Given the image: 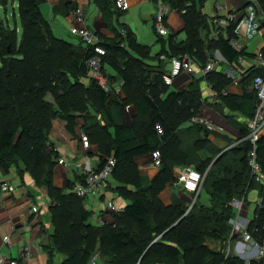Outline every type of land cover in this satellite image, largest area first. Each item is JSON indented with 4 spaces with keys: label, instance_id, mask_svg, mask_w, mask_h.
Here are the masks:
<instances>
[{
    "label": "trees",
    "instance_id": "trees-1",
    "mask_svg": "<svg viewBox=\"0 0 264 264\" xmlns=\"http://www.w3.org/2000/svg\"><path fill=\"white\" fill-rule=\"evenodd\" d=\"M13 1L19 8L23 32L19 39L17 28L0 25L3 61L0 73L5 74H0V87L8 94V98L0 102V110L3 111L0 113V167L9 170L15 166L21 174L28 172L38 186L46 189L53 202L49 210L56 242H66L74 228H79L80 233L85 235L87 245L79 244L73 250L68 258L70 263L86 264L97 242L104 235H109L110 244L102 250V255L107 259L105 264H121L123 253L134 259L139 258L140 264H244L238 257H227L222 249H210L205 241L208 237L229 238L232 228L230 219L236 212L231 200L243 196L247 200L246 196L252 188L259 190L261 204L256 211L264 219V181L258 182L251 175L248 157L253 143L246 138L249 134L248 123L243 124L242 141L225 151L212 165L216 154L208 158L198 155L194 148L185 150L183 147L187 140L185 133L195 129L212 131L198 122H192L189 128H184V125L201 112L205 101L204 82L212 86L222 106L231 104L232 99V107L248 108L243 113L252 118L258 101L253 80L257 75L264 74V67L256 64L246 71L252 89H244L248 100L242 99V102L236 101L232 98L234 95L228 92L232 79L219 65L199 79L194 77L195 73L190 74L192 78L188 86L180 91H170V85L164 81L165 71L161 65L155 70L128 51L134 45L133 34L127 26L120 24L113 38L98 32L105 50L100 55L103 72L110 87L105 90L92 77L88 66V60L95 55L94 48L82 40L81 44L75 45L54 34L50 21L41 10V4L47 0ZM165 1L182 14L186 38L177 41V33L172 31L166 38L159 35L154 27L163 46L157 58L163 60L165 58L162 56L165 55L171 60L172 57L187 54L194 58L197 68L203 69L214 59L208 53L209 49L219 50L229 65L235 66H238L241 57L255 56L232 43L239 39L234 32V22L222 26L215 19L223 16L209 17L204 12L208 0ZM258 2L264 7V0ZM77 9L67 7V14ZM108 10L117 14L122 12L116 8L114 0L108 1ZM260 19L259 13L260 29L264 31V21ZM202 31H207V35L202 36ZM140 48H143L140 55L147 56L149 47ZM107 64L115 69L117 77L108 73ZM219 64L222 67L225 63L220 61ZM25 69L26 76L30 70L37 69L34 76L39 74L40 78L25 82ZM85 78H90L88 84ZM118 78L122 81L120 88L124 92L123 97L115 87ZM47 90L54 93L55 102L43 99L42 95ZM248 92L254 96H248ZM128 106L134 108L136 114H127ZM86 107H94L95 113H75ZM97 116L103 119L99 121ZM79 117L84 120L83 130L88 140L97 144L102 160L98 167L103 166L111 156L116 159L112 180H117V183L114 186L111 180L108 191L112 187L130 201L115 216L113 223H90L93 211L86 207V197H80L73 191L66 192L54 183L58 150L51 141L53 121L62 118L70 126ZM237 121L242 123L243 120L238 118ZM25 138L27 142L34 140H31V149L24 146ZM48 140L49 144L46 143ZM155 150L161 152L162 168L159 175L147 181L139 172L134 158ZM239 150L241 155L234 156ZM257 150L264 180V137L258 141ZM184 165H193L200 172L203 171L205 180L201 190L210 195V203L204 204L200 201L201 190L198 194L191 192L196 200L189 212L187 202L178 196L170 204H165L160 198L167 184L175 181L178 184L175 167ZM80 177L82 180L83 176ZM158 247L162 250H157ZM51 248L50 245L46 246L50 261H53ZM183 252L191 253L193 261L185 262Z\"/></svg>",
    "mask_w": 264,
    "mask_h": 264
},
{
    "label": "crops",
    "instance_id": "crops-1",
    "mask_svg": "<svg viewBox=\"0 0 264 264\" xmlns=\"http://www.w3.org/2000/svg\"><path fill=\"white\" fill-rule=\"evenodd\" d=\"M108 1L112 2V0H69L71 3L69 5L68 0H47L41 4V10L50 21L54 34L75 45L81 44V39L75 33V28L79 23L74 19V15H72L73 12L67 14V7L84 9L88 26L107 38H113L115 36V29L120 27V24H124L132 31L134 38V45L132 48H128V51H130L134 57L141 59L144 65L154 67L155 70H158V67L161 65L165 74L168 73L172 67L171 60L169 58L161 60L156 57L163 46L154 31V17L157 11L155 1L129 0V8L125 11L122 10L120 14L111 13V11L108 10ZM250 1L251 0H229L228 2L226 0H208L203 10L209 17L225 16L229 12L236 11L238 18H240L244 15L246 6ZM173 10L174 9H171L170 12L172 13ZM180 15L182 16L180 12L176 11L174 15L167 16V25L170 32L177 33V41L186 38V31H184L185 21ZM180 19H182L181 23ZM167 35H165L166 38L168 37ZM238 40H241V43L238 42V46L245 48L246 52L249 54L256 55V53L261 51L264 57V31L262 29L254 38V41L247 40L246 38H239ZM156 43L160 46L157 52L154 50ZM252 43L253 48H250ZM145 46H148L150 50L147 56H141L140 52L143 51V48L140 47ZM217 57L221 60L224 59L222 54L221 56L218 54ZM254 57L255 56L245 57L237 63L241 74L238 81L232 80L227 88L228 92L234 95L232 98H235L236 101L237 99L240 102H242V99L248 100L244 94V89L249 90L252 89V87L249 83L246 71L256 65ZM225 66L226 64L222 65V67L219 66V68L224 69ZM107 68L110 74L117 77L115 69L108 64ZM183 75L182 73L174 80L172 85H170V90L180 91L188 86L189 80H186ZM202 75V70L196 68L194 77L199 79ZM152 76L154 77V75ZM185 80V87L180 89ZM121 82V79L118 78L115 82V87L123 97L124 92L120 88ZM174 85L176 88H172ZM203 89L205 101L203 102L201 112L198 116H204L212 121L214 129L211 130L212 132H205L203 130L197 131V129H195L191 133H185V138L188 141L185 140L186 144L183 147L185 150L194 148L197 150L198 155L201 154L208 158L211 156L214 157L216 154V157L210 164L212 165L225 151L231 149L232 142L234 143V141L243 137L242 128L245 127L243 124L249 119L246 116L247 114L243 112L248 108L243 107L242 109H236L232 107V99L231 104L227 103L228 106H222L220 104L221 99L212 95L210 92L212 89L207 82H204ZM247 94L248 96H254V94L251 95L249 92ZM130 108L131 106L126 108V113L133 115L135 112L136 114V111H134L135 109ZM238 118L241 121L243 120L242 123L237 121ZM192 121L187 122L184 128H189L193 124ZM83 125L84 120L80 117L70 126H68L66 120L62 118H56L53 121L51 141L55 149L58 150V157L56 158L57 164L67 169L68 176L71 174L73 175V178H69L68 180V186L66 187L68 189H65L66 192L73 191V187L81 181L80 169L77 166V163H81L80 160H84V163H89L94 167H97L102 162L97 144L94 142L91 143L88 140L84 133ZM262 137H264V130ZM227 146L228 148L225 150ZM216 151L218 152L216 153ZM240 155L241 151L239 150L234 156L238 157ZM62 158L65 160L64 163H60L59 161ZM134 160L139 166V172L147 181L159 175L162 167L153 164V153L138 155ZM186 167L194 166L184 165L175 167V176L177 179L180 171ZM112 182L115 186L117 180L114 179ZM54 183L56 186L62 188L55 178ZM182 190L183 189L177 184V181L170 182L167 184L164 191L160 193V198L165 204H170L173 198L185 195ZM203 192L206 191L201 190V195ZM188 193L191 194V192ZM206 194L209 198L207 202L203 203L209 204L210 195L207 192ZM246 197V204L254 207L256 202L260 199L259 190L257 188H252ZM165 198L167 200H165ZM87 200L89 199L86 198V207ZM103 200L106 203L109 200H114L116 207L118 206L121 209H124L130 202L115 192L112 187L103 199H100L101 203H98V206L94 205L93 201L95 200L91 198L92 206L96 208L97 218L100 222L98 225L113 223L115 221V216L119 213L116 209L106 206L105 202H103L104 204L102 206ZM48 202H51V200L48 197L46 189L38 186L28 172L21 174L15 166L10 167L9 170L0 167V253L7 258L9 264H11V260H18V264H27L29 262L30 264H56L54 263L55 261H50L46 249V222L42 205ZM192 203L187 204L190 207ZM34 206H38L40 210L35 212L33 210ZM91 210L94 213V209ZM246 214L247 211L242 212L240 218H248ZM7 235L11 237V242L9 244L4 242V237ZM24 246L30 247L32 252V257L30 259L22 256V248Z\"/></svg>",
    "mask_w": 264,
    "mask_h": 264
},
{
    "label": "built area",
    "instance_id": "built-area-1",
    "mask_svg": "<svg viewBox=\"0 0 264 264\" xmlns=\"http://www.w3.org/2000/svg\"><path fill=\"white\" fill-rule=\"evenodd\" d=\"M115 6L119 10H127L130 6L129 0H114ZM157 11L154 17V27L157 33L161 36L167 35L170 30L167 25V16L172 9L170 4L165 0H156ZM185 11V10H183ZM259 12H261L260 4L258 0H251L246 6L244 15L238 18L236 11L229 12L222 18L215 19L216 23L222 26H226L230 22L235 23L234 32L239 38H251L260 30ZM74 19L79 23L75 28L76 35L88 46L94 48L95 55L88 60V66L91 70L92 77L98 82V84L105 90H109L108 78L103 72V64L101 60L102 54L105 53L104 48L101 45L102 37L100 34L88 26L86 12L82 8H78L72 13ZM234 45H238V41L233 40ZM162 58H166L165 55ZM243 57L240 58V61ZM220 61H223L226 66L223 71L229 78L234 81H238L241 74L238 66L229 65L226 59L215 58L212 59L202 70L203 74H206L220 66ZM172 67L171 70L164 75V81L168 85H172L174 80L180 76L183 72L188 74H194L197 68V63L193 57L189 55H181L171 58ZM254 62L258 66L264 67V57L262 52L256 53ZM254 89L258 95V101L256 104V111L252 118L247 120L249 126V134L246 138L250 139L253 143V148L249 153V166L251 170L252 178L258 182L263 180V166L259 160L257 143L262 138L264 130V74L257 75L253 80ZM209 87L212 86L209 84ZM227 92L225 91V94ZM194 121L203 124L209 130L214 129L212 121L204 116L194 117ZM160 132L162 131L159 128ZM245 139V138H244ZM242 141L234 142L231 147L237 145ZM60 163H64L62 158ZM153 164L160 167L162 165V156L159 150L153 152ZM80 169V175L83 179L73 187V192L80 197H91L96 201V204L100 202V199L108 192L110 181L116 166V159L111 156L107 159L105 164L101 167H94L89 163H77ZM205 180V174L200 172L194 167L183 168L178 176V184L187 190L188 192L199 193L203 182ZM196 199L193 200V203ZM192 203V205H193ZM247 203L245 196L234 197L231 200V205L235 209V216L230 219L231 232L229 238L225 241L224 247L220 248L228 256L238 257L244 264H264V219L257 213V206L261 204V198L256 202L254 207L248 205L246 216L248 218H240L244 206ZM191 205V206H192ZM107 206L116 209L118 212L123 209L116 207L114 200H109ZM33 210L38 212L40 208L34 206ZM4 242L9 244L11 237L9 235L4 237ZM22 256L30 259L32 252L29 246L22 248ZM96 262L95 260L93 261ZM0 264H9L6 257L0 253ZM11 264H18V260H11ZM27 264H30L27 263Z\"/></svg>",
    "mask_w": 264,
    "mask_h": 264
},
{
    "label": "rangeland",
    "instance_id": "rangeland-1",
    "mask_svg": "<svg viewBox=\"0 0 264 264\" xmlns=\"http://www.w3.org/2000/svg\"><path fill=\"white\" fill-rule=\"evenodd\" d=\"M226 1L229 2V0H226ZM260 8H261V12H259L261 14L260 20H261V22H263L264 21V7H262V4L260 5ZM176 11L179 12L177 9H174L172 11V13L170 12L168 14V17L170 15L171 16L174 15V12H176ZM181 18L183 19L182 16H181ZM182 19H180V23H181ZM1 24L7 26L8 28H11V27L17 28L18 34H19V39H21L22 32H23L22 22H21L19 8L17 6V3L14 2L13 0H0V25ZM260 30H259V32H260ZM259 32H257V34ZM257 34H255L254 36H252L251 38H248V39L250 41H252V40L254 41V38L257 36ZM201 35L206 36L207 31H202ZM238 42L241 43V40H238ZM159 47H160L159 44L156 43L154 50L157 52ZM250 48H253V43L250 45ZM259 52H261V51H259ZM208 53L212 54V56H213L212 58H214V59L218 58L217 57L218 54H219V56H221V53L219 52V50H215V49H213V50L209 49ZM2 62L3 61L1 59V51H0V65L2 64ZM37 71H38L37 69L30 70V72H28V76H29V78H28V76H26V69H25L24 74H23V76L25 78V82L33 81L35 79V77L40 78L39 74L38 75L36 74L34 76V73H37ZM107 71L109 73L108 68H107ZM0 74L5 76L4 73H0ZM183 74H184L183 76L186 78V80H189V81L191 80L192 75L186 74V73H183ZM186 80L182 83L180 89H183L185 87ZM89 82H90V78L86 79L85 83L88 84ZM53 85H55L54 82H53ZM24 86H27V85H24ZM172 88H176L175 85L172 86ZM170 91H172V90H170ZM210 92L212 93V95L214 97L217 95L216 92H214L213 90ZM42 97L45 101L55 102V95L51 90L45 91V93L42 95ZM7 98H8V94L5 93V89L0 87V99H1L0 102L3 100H6ZM92 101H94V98ZM95 110L96 109L94 107L93 108L86 107V109H84L83 111H76L75 113L79 114L81 112V113H89L90 114V113H95ZM1 112H3V111L0 110V113ZM195 117H198V116H195ZM97 119L99 121H101L103 119V117L100 118L97 116ZM192 120L194 121V118H192ZM26 138L23 139L24 146L27 145V148H29V146H30V149H31L32 148L31 144H32V141L34 142V140L31 139L32 141L29 140L27 142ZM189 140H191V139H189ZM46 143L49 144L50 141L48 140V141H46ZM228 146L225 148V150H227ZM10 153H13V151ZM80 162L84 163V160H80ZM54 178H55V180L58 181V183L62 186L63 189L67 190L68 188H66V187L68 186V180H69V178H73V175L71 174L70 176H68L67 169L64 167H61L60 165L57 164L55 166V170H54ZM182 192L185 193V195L184 196L182 195L180 198L184 199L188 204H191L193 199H194L192 197V195L186 191H183V190H182ZM208 198L209 197L206 194V192H203L201 197H200V201L201 202H207ZM87 199H89V200H87V208L90 207L89 208L90 210L94 209V213L90 216L89 221H90V223L98 225L100 222H99V219L97 218L96 208H94V206H92L91 197L87 198ZM165 200H167V199L165 198ZM103 202H105V201L104 200L102 201V206L104 204ZM93 203H94V205L98 206L96 204V201H93ZM99 203H101V201ZM52 204H53V202H48V203H45L44 205H42V208L44 210L43 211L44 219L46 222V225H45L46 226V228H45V241L47 243V246L50 245L52 247L51 248V257L53 258V261H55L54 263H56V264H71L68 258L70 256V254H72L73 250H75L76 248L79 247L78 246L79 244H81L80 246H85V244H86V242L84 241L85 235L80 233L79 228H74L72 235L70 236V238L67 239L66 242L61 241V240L56 242L55 241L56 238L54 236L55 227L53 224L51 212L49 210V208ZM106 206H107V203H106ZM190 209H191V207L188 209V212ZM247 210H248V205L245 204L243 212L247 211ZM108 236L109 235H104V237L101 239V241L99 240L97 242V245H95V250H94L95 252L93 251L91 257L89 258L88 262H86V264H105L106 263L107 259H105V256L102 255V250H104L106 248L105 246L110 244ZM82 240H83V242L80 243ZM225 241H226V239L224 240V239H217V238H213V237L212 238L208 237V238H206L205 245L208 246L212 250H220V248L224 247ZM53 247H55V248L57 247L58 249H54ZM157 250H162V249L158 247ZM183 253H184L183 254V260L185 262H192L193 261V259H192L193 257L191 255V253H186V252H183ZM122 255L124 256V260L121 262V264H140L141 263L139 258L134 259L131 256L124 254V253ZM94 260L96 261L95 263L93 262Z\"/></svg>",
    "mask_w": 264,
    "mask_h": 264
},
{
    "label": "bare ground",
    "instance_id": "bare-ground-1",
    "mask_svg": "<svg viewBox=\"0 0 264 264\" xmlns=\"http://www.w3.org/2000/svg\"><path fill=\"white\" fill-rule=\"evenodd\" d=\"M171 3V2H170Z\"/></svg>",
    "mask_w": 264,
    "mask_h": 264
}]
</instances>
